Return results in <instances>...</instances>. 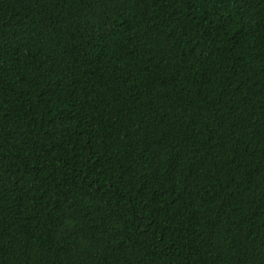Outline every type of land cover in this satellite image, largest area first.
Returning <instances> with one entry per match:
<instances>
[{
  "label": "trees",
  "instance_id": "trees-1",
  "mask_svg": "<svg viewBox=\"0 0 264 264\" xmlns=\"http://www.w3.org/2000/svg\"><path fill=\"white\" fill-rule=\"evenodd\" d=\"M0 264H264V0H0Z\"/></svg>",
  "mask_w": 264,
  "mask_h": 264
}]
</instances>
